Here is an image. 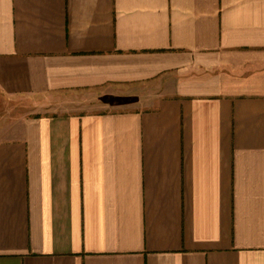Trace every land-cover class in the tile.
Returning <instances> with one entry per match:
<instances>
[{
	"label": "crops",
	"instance_id": "crops-1",
	"mask_svg": "<svg viewBox=\"0 0 264 264\" xmlns=\"http://www.w3.org/2000/svg\"><path fill=\"white\" fill-rule=\"evenodd\" d=\"M0 264H264V0H0Z\"/></svg>",
	"mask_w": 264,
	"mask_h": 264
},
{
	"label": "rangeland",
	"instance_id": "rangeland-1",
	"mask_svg": "<svg viewBox=\"0 0 264 264\" xmlns=\"http://www.w3.org/2000/svg\"><path fill=\"white\" fill-rule=\"evenodd\" d=\"M79 97V96H78ZM75 95L63 97V100L57 98H18L10 100L0 97V124L5 120H10L12 112L24 111L28 114L35 115L46 112H76L82 108L81 101H78Z\"/></svg>",
	"mask_w": 264,
	"mask_h": 264
}]
</instances>
